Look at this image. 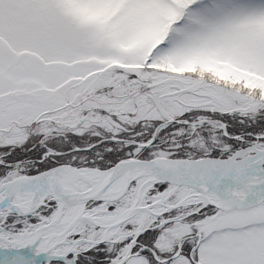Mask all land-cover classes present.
<instances>
[{
	"label": "snow or ice",
	"instance_id": "1",
	"mask_svg": "<svg viewBox=\"0 0 264 264\" xmlns=\"http://www.w3.org/2000/svg\"><path fill=\"white\" fill-rule=\"evenodd\" d=\"M0 264H264V0H0Z\"/></svg>",
	"mask_w": 264,
	"mask_h": 264
}]
</instances>
